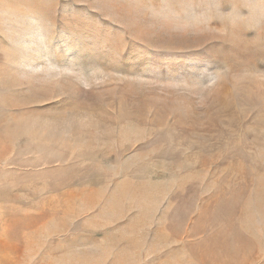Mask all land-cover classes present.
Returning a JSON list of instances; mask_svg holds the SVG:
<instances>
[{"label": "rangeland", "instance_id": "1", "mask_svg": "<svg viewBox=\"0 0 264 264\" xmlns=\"http://www.w3.org/2000/svg\"><path fill=\"white\" fill-rule=\"evenodd\" d=\"M0 264H264V0H0Z\"/></svg>", "mask_w": 264, "mask_h": 264}]
</instances>
